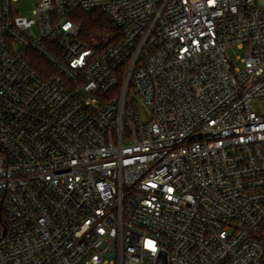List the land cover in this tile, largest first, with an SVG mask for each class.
<instances>
[{"label":"built area","instance_id":"1","mask_svg":"<svg viewBox=\"0 0 264 264\" xmlns=\"http://www.w3.org/2000/svg\"><path fill=\"white\" fill-rule=\"evenodd\" d=\"M14 2L0 264H264V0Z\"/></svg>","mask_w":264,"mask_h":264},{"label":"trees","instance_id":"2","mask_svg":"<svg viewBox=\"0 0 264 264\" xmlns=\"http://www.w3.org/2000/svg\"><path fill=\"white\" fill-rule=\"evenodd\" d=\"M75 17L80 24L85 36H90L94 32L99 30H112V25L108 18L100 12H76ZM37 66L36 69L43 75V68L50 67L44 60L36 57Z\"/></svg>","mask_w":264,"mask_h":264},{"label":"rangeland","instance_id":"3","mask_svg":"<svg viewBox=\"0 0 264 264\" xmlns=\"http://www.w3.org/2000/svg\"><path fill=\"white\" fill-rule=\"evenodd\" d=\"M14 10L20 16H25L31 18L34 16V10L36 8V0H17V2L13 3ZM230 49L229 54L233 61H236L238 55L242 56L244 53L241 50ZM236 66H240L239 62H236ZM142 120L145 121L148 118V112L143 108H141Z\"/></svg>","mask_w":264,"mask_h":264},{"label":"snow or ice","instance_id":"4","mask_svg":"<svg viewBox=\"0 0 264 264\" xmlns=\"http://www.w3.org/2000/svg\"><path fill=\"white\" fill-rule=\"evenodd\" d=\"M151 246V245H150Z\"/></svg>","mask_w":264,"mask_h":264}]
</instances>
